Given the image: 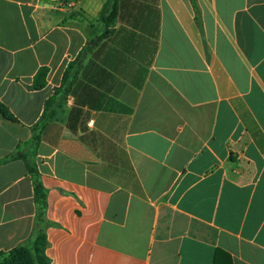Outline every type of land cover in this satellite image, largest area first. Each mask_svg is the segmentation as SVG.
I'll use <instances>...</instances> for the list:
<instances>
[{"label": "crops", "instance_id": "crops-1", "mask_svg": "<svg viewBox=\"0 0 264 264\" xmlns=\"http://www.w3.org/2000/svg\"><path fill=\"white\" fill-rule=\"evenodd\" d=\"M105 1L0 0V252L37 213L12 154ZM65 115L31 152L51 264H264V0H120Z\"/></svg>", "mask_w": 264, "mask_h": 264}, {"label": "trees", "instance_id": "trees-1", "mask_svg": "<svg viewBox=\"0 0 264 264\" xmlns=\"http://www.w3.org/2000/svg\"><path fill=\"white\" fill-rule=\"evenodd\" d=\"M195 6V0H191ZM120 0H106L97 19V24L88 23L83 26L87 41L72 59L62 76L60 85L54 89L53 94L45 101L43 114L40 120L31 127L32 137L29 145L12 154V158L22 159L28 173L33 178L34 200L37 205L34 231L29 241L21 243L8 252H0V264H51L46 255L47 234L49 222L46 220L47 191L41 182L40 173L33 161L31 152L39 147L43 132L53 123L65 120L66 105L75 85L77 84L85 62L89 55L104 40L114 33L118 21ZM83 11H77L72 16H83ZM48 67H41L34 76L31 88L40 90L46 85ZM0 115L9 120H16L10 109L0 102ZM20 149V146H19Z\"/></svg>", "mask_w": 264, "mask_h": 264}]
</instances>
